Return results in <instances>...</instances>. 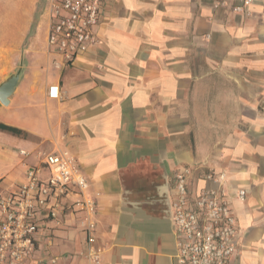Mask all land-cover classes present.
<instances>
[{"label": "crops", "instance_id": "obj_1", "mask_svg": "<svg viewBox=\"0 0 264 264\" xmlns=\"http://www.w3.org/2000/svg\"><path fill=\"white\" fill-rule=\"evenodd\" d=\"M231 7L104 0L96 44L64 64L44 0H0V84L21 72L0 103V194L67 150L98 203V264H179L171 178L181 166L224 172L238 231L228 264H264V0L250 16ZM83 220L43 224L32 264H97Z\"/></svg>", "mask_w": 264, "mask_h": 264}, {"label": "built area", "instance_id": "obj_2", "mask_svg": "<svg viewBox=\"0 0 264 264\" xmlns=\"http://www.w3.org/2000/svg\"><path fill=\"white\" fill-rule=\"evenodd\" d=\"M103 1L46 0L47 45L64 64H72L96 44L94 29ZM226 1L235 15L246 16L256 2ZM50 88L49 97L58 99L59 88ZM200 179L204 187L196 185ZM226 179L224 172H204L201 166H181L171 178L169 199L179 264H228L235 253L237 222L224 190ZM88 191L83 170L67 150L45 153L38 164L29 165L25 181L0 194V264H32L39 229L67 212L84 215L88 252L98 264L101 252L94 248L98 203ZM245 194L240 191L238 198L244 201Z\"/></svg>", "mask_w": 264, "mask_h": 264}, {"label": "water", "instance_id": "obj_3", "mask_svg": "<svg viewBox=\"0 0 264 264\" xmlns=\"http://www.w3.org/2000/svg\"><path fill=\"white\" fill-rule=\"evenodd\" d=\"M20 71L11 75L5 82L0 84V103L8 106L10 96L15 92L20 79Z\"/></svg>", "mask_w": 264, "mask_h": 264}, {"label": "trees", "instance_id": "obj_4", "mask_svg": "<svg viewBox=\"0 0 264 264\" xmlns=\"http://www.w3.org/2000/svg\"><path fill=\"white\" fill-rule=\"evenodd\" d=\"M6 131L13 132V133H18L19 131L14 128V127H7V126H2Z\"/></svg>", "mask_w": 264, "mask_h": 264}, {"label": "rangeland", "instance_id": "obj_5", "mask_svg": "<svg viewBox=\"0 0 264 264\" xmlns=\"http://www.w3.org/2000/svg\"><path fill=\"white\" fill-rule=\"evenodd\" d=\"M44 2L46 3V0H44ZM45 10V9H44ZM43 13L45 14V13H47V11L45 10V11H43Z\"/></svg>", "mask_w": 264, "mask_h": 264}]
</instances>
